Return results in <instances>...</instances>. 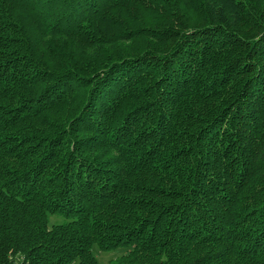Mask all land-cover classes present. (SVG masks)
I'll use <instances>...</instances> for the list:
<instances>
[{
	"label": "trees",
	"instance_id": "1",
	"mask_svg": "<svg viewBox=\"0 0 264 264\" xmlns=\"http://www.w3.org/2000/svg\"><path fill=\"white\" fill-rule=\"evenodd\" d=\"M93 246L264 264V0H0V264Z\"/></svg>",
	"mask_w": 264,
	"mask_h": 264
},
{
	"label": "rangeland",
	"instance_id": "2",
	"mask_svg": "<svg viewBox=\"0 0 264 264\" xmlns=\"http://www.w3.org/2000/svg\"><path fill=\"white\" fill-rule=\"evenodd\" d=\"M64 219L59 216H49V225L61 224ZM127 250L123 247L114 248L109 251H101L98 246L91 248V253L97 260V264H115V261L125 255Z\"/></svg>",
	"mask_w": 264,
	"mask_h": 264
}]
</instances>
